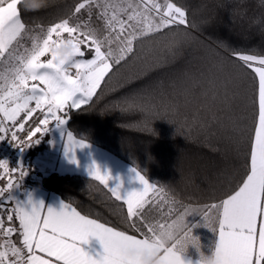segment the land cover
<instances>
[{"label": "trees", "instance_id": "obj_1", "mask_svg": "<svg viewBox=\"0 0 264 264\" xmlns=\"http://www.w3.org/2000/svg\"><path fill=\"white\" fill-rule=\"evenodd\" d=\"M79 2L18 8L25 24L49 26L73 15ZM156 2L181 6L187 24L137 40L134 55L115 66L93 99L63 115L76 137L128 162L169 197L208 205L246 178L257 78L232 52L264 55V0ZM39 183L80 213L134 233L125 205L98 181L52 172ZM11 237L19 246L18 233Z\"/></svg>", "mask_w": 264, "mask_h": 264}, {"label": "snow or ice", "instance_id": "obj_2", "mask_svg": "<svg viewBox=\"0 0 264 264\" xmlns=\"http://www.w3.org/2000/svg\"><path fill=\"white\" fill-rule=\"evenodd\" d=\"M18 5L20 0H0V65L5 66L0 71V115L3 117L0 120V139L10 133L12 142L21 149L31 146L30 142L37 134L46 133L50 120H54L57 127L66 124L67 120L58 115L59 112L88 104L115 66L127 62L134 55L137 40L153 33L166 35L164 30L187 24L186 11L173 2L82 0L75 6L73 15L49 27L44 37H32L31 47L21 52L20 41L28 35V29L22 22ZM93 8L98 9L97 15L104 22L107 34H101L90 23L80 21L82 11L88 13L90 20ZM73 16L78 22H71ZM149 16L153 19L149 20ZM63 33H67L66 39L62 38ZM53 34L56 40H53ZM61 41L70 42L74 49L66 60H58L53 51ZM82 46L89 47L92 58H83L85 52ZM47 54L51 58L41 61V57ZM232 55L240 67L252 70L254 80L258 78L254 100L258 103V113L252 129L250 163L246 179L238 190L220 203L207 206L202 216L204 226L218 231V240L212 251L217 264H264V55L235 50ZM72 69L76 70L74 75ZM29 81L39 83L29 84ZM32 102L35 107H29ZM37 112L41 114L37 126L29 130L27 141L21 140L17 133L23 131L26 125L18 123L17 118L21 113L26 114L25 119L32 118ZM8 123L16 131H12ZM67 140L66 152L73 151L77 146H87L70 132ZM38 142L39 139H36L35 143ZM132 171L143 188L126 194L121 192L120 185L109 187L111 176L102 173L99 167L91 169L90 175L107 188L116 201L126 205L129 227L139 236L82 215L70 204L62 203L56 210L29 197L26 202H15L12 209L0 204V213H8V222L13 221V213L19 221L23 245L18 247L11 239H4L0 243V264H138V261L125 259L122 250L129 246L156 247L157 230L186 221L189 212L186 209L171 218L175 209L169 207L165 215L170 220L150 223L147 214L153 207L159 210L161 205L175 204L176 201H169L163 188L157 189L139 171ZM26 174L22 166L12 169L7 161H0V179L7 178L5 186L0 187V197L17 187ZM149 191L153 193L151 198ZM138 222L142 227H137ZM17 231L14 227L5 228L4 220L0 219V235L11 237ZM190 233L192 230L187 224L183 230L175 232V242L161 248V264H184L176 249L177 244L186 240ZM90 237L97 238L103 246V254L99 258L89 255L80 246L87 243Z\"/></svg>", "mask_w": 264, "mask_h": 264}, {"label": "crops", "instance_id": "obj_3", "mask_svg": "<svg viewBox=\"0 0 264 264\" xmlns=\"http://www.w3.org/2000/svg\"><path fill=\"white\" fill-rule=\"evenodd\" d=\"M6 2H10V0H6ZM25 26L28 29V35L20 41L22 47L19 46L18 47L21 52H23L24 48L31 47L32 37L34 36L44 37L47 32V29L52 25L38 26V25L25 24ZM62 38L66 39L67 33H63ZM56 39L57 37L55 36V34H53V40ZM82 51L85 52V56L83 57L84 59L92 58L93 53L90 51L88 46H82ZM50 58H51L50 54H47L41 57V61H47ZM4 67L5 66L0 65V71H3ZM71 71L72 74L74 75L76 70L72 69ZM31 83L38 84L39 82L29 81V84ZM39 86L44 87L43 85H39ZM257 87H258V78H257ZM53 122L54 120H50L48 124L49 130L47 131V141L45 147L43 148V146L33 144V153H32L33 166L41 173V175L55 172L59 174H76V175L92 178V176L90 175V170L93 169L94 167H99L102 173L111 176V179L108 182L109 187L115 188L117 185H120L121 192L125 194L131 191L142 190L143 185L140 184L139 181L135 179L136 174L134 171H132L133 169H136L134 166L122 160L121 158L111 153L110 151L94 143H91L87 140L76 137L73 133H71L68 130L66 124L57 127L56 123ZM69 132L74 136L76 140L83 141L87 146L85 147L77 146L74 148L73 151L66 152V145H68L69 143L67 140V134ZM33 140L34 139H32V141ZM73 156L75 157V160H73ZM249 163H250V157H249ZM141 175L143 174L141 173ZM145 178L149 181L150 184L154 185L157 189H160L154 183H152L147 177ZM148 195L149 198H151L153 193L149 191ZM29 197H31V199L34 202L42 201L45 206L52 207L56 210L60 209L62 203L69 204L54 192L45 189L41 185V183H36L28 187L22 193L18 190H13L9 196L10 208L12 209L15 207L14 205L15 202H26L29 199ZM167 199L169 201L174 200L176 201V203L161 205L159 210L153 207V210L147 214L148 221L150 223H157V222L164 223L166 220H170V217L168 215H165V213L168 212L169 207L175 209V211L172 213L171 218H174L175 215L179 213H183L187 209L189 212V216L186 217V224L191 228L193 236L199 240L200 249L198 251L195 247L189 245L187 251L180 253V255L182 260L184 261V264H200V254L203 253L205 255H210L214 250L215 243L218 240V231L214 232L210 227L204 226L202 212L203 210H205L207 206L212 204H218L220 203V201L208 205H194V204L179 202L169 197L168 195H167ZM45 212H46V208H45ZM13 216H14V220H13L14 228L18 230L17 233L19 235V221L16 219L14 213ZM137 227L138 228L142 227V225L138 222ZM144 231H146V229H144ZM130 234H135L139 236V233L136 232ZM189 235H191V233ZM19 240H20V245L18 247H23L21 242L22 237L20 235H19ZM80 246L83 248L85 252H87L89 255L95 258H99V256L103 254V246L100 244L99 240L95 237H90L87 243H81Z\"/></svg>", "mask_w": 264, "mask_h": 264}, {"label": "clouds", "instance_id": "obj_4", "mask_svg": "<svg viewBox=\"0 0 264 264\" xmlns=\"http://www.w3.org/2000/svg\"><path fill=\"white\" fill-rule=\"evenodd\" d=\"M48 3V0H20V5L26 11H35ZM58 60L68 59L74 49L70 42L61 41L58 47L54 48ZM186 226V221L181 220L171 227L164 229H158L154 242L156 247H143L138 248L135 246H129L122 250V255L127 260L138 261V264H161V248L169 247L175 242V232L183 230ZM189 245L195 247L198 251L200 249L199 240L193 236V233L183 241L177 244V251L183 253L187 251ZM200 264H217V258L215 253L210 255L200 254Z\"/></svg>", "mask_w": 264, "mask_h": 264}, {"label": "built area", "instance_id": "obj_5", "mask_svg": "<svg viewBox=\"0 0 264 264\" xmlns=\"http://www.w3.org/2000/svg\"><path fill=\"white\" fill-rule=\"evenodd\" d=\"M29 107H35L34 102L30 103ZM40 113L37 112L34 117L25 119L26 114L21 113L20 116L17 118L18 123L24 122L25 128L23 131L18 132L17 135L21 140L27 141V135L30 129H34L35 126L38 124V118H40ZM3 117L1 115L0 120H2ZM7 123V122H5ZM7 126L12 130L16 131V128L13 127L11 123H8ZM21 148L19 146H16L14 142L11 140L10 133L7 134V137L4 139H0V161H7L8 165L12 169H16L18 167H21L26 171V175L23 177L22 180H20L17 188L21 193L26 190L28 187H30L33 184L39 183L40 180L34 179L35 173L32 170H29L28 168V162H29V156L27 155L22 163L21 166H18L16 164L17 158L19 153L21 152ZM18 173H16V176L18 177ZM7 178L5 177L3 181L6 184ZM0 204H4V207L7 209H11L10 205L4 202V197H0ZM7 212L0 213V219L4 220V227H9L10 222L7 221ZM14 217V216H13ZM14 220V218H13ZM12 222V221H11Z\"/></svg>", "mask_w": 264, "mask_h": 264}, {"label": "rangeland", "instance_id": "obj_6", "mask_svg": "<svg viewBox=\"0 0 264 264\" xmlns=\"http://www.w3.org/2000/svg\"><path fill=\"white\" fill-rule=\"evenodd\" d=\"M117 2H123V3H128V2L139 3L140 0H117ZM97 12H98V9L93 8L92 9V14H91V19L89 20L88 13L85 12V11H82L79 14V19H80V21L90 23L91 26L94 29L99 30L101 34H107L106 31L104 30V22L99 18V16L97 15ZM124 18L126 19V17H124ZM148 19L149 20H152L153 17L152 16H149ZM155 19H158V17L155 18ZM76 22H78V21H77L76 17L73 16L72 23H76ZM147 22L148 21H144L143 23H147ZM65 110H66V108L63 111H61V112L58 113V115L62 116L64 119H66V117L63 115V113H64ZM0 117H1V115H0ZM53 123H55V121ZM33 139L34 140L32 141V145L33 144L40 145V146H43V148H44L45 147V144H46V141H47V132L44 133V134H37V136L33 137ZM36 139H39V142L38 143H35V140ZM32 153H33V151H32ZM32 153L30 155H28L29 156L28 168H29V170H32L35 173V176H34L35 181L36 180H41L43 175H41V173L33 166ZM3 186H5V182L3 181V179H0V187H3ZM13 190H18V189L17 188L11 189L7 193V195L4 196V202L7 203L8 205H9V196H10V194H11V192ZM10 226L11 225L9 224V227ZM4 239H11L13 241L12 237H3L2 235H0V243H2Z\"/></svg>", "mask_w": 264, "mask_h": 264}, {"label": "water", "instance_id": "obj_7", "mask_svg": "<svg viewBox=\"0 0 264 264\" xmlns=\"http://www.w3.org/2000/svg\"><path fill=\"white\" fill-rule=\"evenodd\" d=\"M30 143H32V142H30ZM30 147H31V146L22 149L21 152L19 153L18 158H17V162H16V164H17L18 166H21V165H22V163H23L25 157H26V156L28 155V153H29V149H30Z\"/></svg>", "mask_w": 264, "mask_h": 264}]
</instances>
